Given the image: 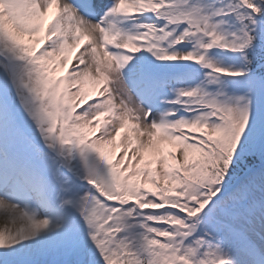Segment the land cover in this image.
Segmentation results:
<instances>
[{
    "label": "snow or ice",
    "instance_id": "snow-or-ice-1",
    "mask_svg": "<svg viewBox=\"0 0 264 264\" xmlns=\"http://www.w3.org/2000/svg\"><path fill=\"white\" fill-rule=\"evenodd\" d=\"M0 264H264V0H0Z\"/></svg>",
    "mask_w": 264,
    "mask_h": 264
}]
</instances>
